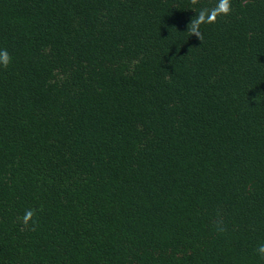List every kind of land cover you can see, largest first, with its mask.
<instances>
[{
  "label": "trees",
  "instance_id": "trees-1",
  "mask_svg": "<svg viewBox=\"0 0 264 264\" xmlns=\"http://www.w3.org/2000/svg\"><path fill=\"white\" fill-rule=\"evenodd\" d=\"M215 4L0 0V264H264V0Z\"/></svg>",
  "mask_w": 264,
  "mask_h": 264
},
{
  "label": "clouds",
  "instance_id": "clouds-1",
  "mask_svg": "<svg viewBox=\"0 0 264 264\" xmlns=\"http://www.w3.org/2000/svg\"><path fill=\"white\" fill-rule=\"evenodd\" d=\"M198 0H191L193 6L197 5ZM196 16L188 24L187 32L191 36L198 37L201 41L203 34L200 31L201 25L215 23L220 16H227L231 12V0H216L214 7L210 9L195 10ZM12 62V57L7 49H0V68L7 69ZM35 211L32 209H26L24 215L20 218V222L24 228L35 227V221L33 219ZM217 230L220 232L225 231L223 222L220 221L217 224ZM257 255L264 259V243H261L255 249Z\"/></svg>",
  "mask_w": 264,
  "mask_h": 264
}]
</instances>
